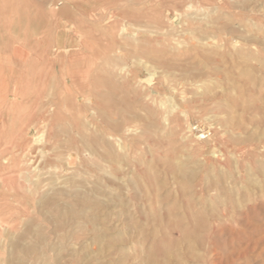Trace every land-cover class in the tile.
I'll use <instances>...</instances> for the list:
<instances>
[{"label": "rangeland", "instance_id": "374dc122", "mask_svg": "<svg viewBox=\"0 0 264 264\" xmlns=\"http://www.w3.org/2000/svg\"><path fill=\"white\" fill-rule=\"evenodd\" d=\"M6 14L0 264H264V0Z\"/></svg>", "mask_w": 264, "mask_h": 264}, {"label": "bare ground", "instance_id": "6f19581e", "mask_svg": "<svg viewBox=\"0 0 264 264\" xmlns=\"http://www.w3.org/2000/svg\"><path fill=\"white\" fill-rule=\"evenodd\" d=\"M0 1H1V5H0V7H1V13H0V30H1V33H0V38H3V37L6 36V30L8 28L7 20L9 19V17L6 14V9L8 8V0H0ZM49 5H51V4H49ZM51 52H52V50H51ZM63 52H64V50H63ZM65 83H67V82H65ZM3 128H4V125L2 124V126L0 127V129L3 130ZM15 136H17V138H15V140H13V142H12V140H10L11 138H9V136L6 135L2 139V142L0 143V147L1 148H4V150L7 149L8 145L12 146V150H13L12 153L10 154V156H5L4 154H0V167H5L4 165H7L10 161L11 162L12 161H16V160L21 159V158L24 159L23 161L27 164L28 162H32L33 161L32 159L35 157L34 156L35 154L33 155V151L30 149L31 148L30 147V141L28 140V138L26 137V135L25 136L24 135H21L20 137L18 135H15ZM118 143H119V141H118ZM120 143H122V142H120ZM37 151H39V150H37ZM37 151H35V152H37ZM37 153L39 154V152H37ZM36 160H34V163H36ZM2 184L5 185L4 182H2Z\"/></svg>", "mask_w": 264, "mask_h": 264}]
</instances>
